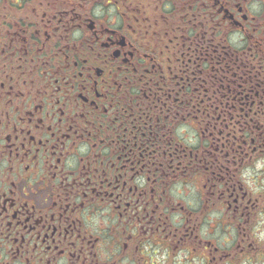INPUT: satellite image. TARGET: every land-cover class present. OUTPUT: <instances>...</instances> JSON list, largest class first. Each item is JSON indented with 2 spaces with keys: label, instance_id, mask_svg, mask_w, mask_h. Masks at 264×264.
<instances>
[{
  "label": "flooded vegetation",
  "instance_id": "flooded-vegetation-1",
  "mask_svg": "<svg viewBox=\"0 0 264 264\" xmlns=\"http://www.w3.org/2000/svg\"><path fill=\"white\" fill-rule=\"evenodd\" d=\"M263 214L264 0H0V264H233Z\"/></svg>",
  "mask_w": 264,
  "mask_h": 264
},
{
  "label": "rangeland",
  "instance_id": "rangeland-1",
  "mask_svg": "<svg viewBox=\"0 0 264 264\" xmlns=\"http://www.w3.org/2000/svg\"><path fill=\"white\" fill-rule=\"evenodd\" d=\"M250 177L252 176L251 174H248ZM219 218L221 219V214L219 215ZM250 233L252 235V239L256 241V243H259L261 248L264 250V214L263 215H258V217L251 222L250 225ZM236 228L234 229L227 225L226 221H220V225L218 226V235L220 238H218L220 241L224 238L223 235H227L228 232L230 231H235ZM234 236H236V233H233ZM255 252H251L249 256L246 257V259L241 260V261H236L233 264H264V252L262 251L261 253L258 251L257 255H254ZM255 256V257H254ZM183 256L179 255L178 256V261L182 260ZM159 261H163V258H158ZM195 261H199L196 259ZM194 261V262H195Z\"/></svg>",
  "mask_w": 264,
  "mask_h": 264
}]
</instances>
